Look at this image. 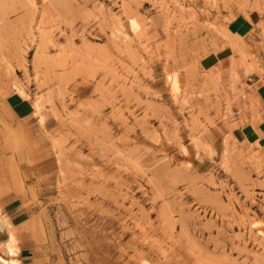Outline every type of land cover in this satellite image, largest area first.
<instances>
[{
    "label": "rangeland",
    "instance_id": "obj_1",
    "mask_svg": "<svg viewBox=\"0 0 264 264\" xmlns=\"http://www.w3.org/2000/svg\"><path fill=\"white\" fill-rule=\"evenodd\" d=\"M252 77L264 0H0V262L264 264Z\"/></svg>",
    "mask_w": 264,
    "mask_h": 264
},
{
    "label": "crops",
    "instance_id": "obj_2",
    "mask_svg": "<svg viewBox=\"0 0 264 264\" xmlns=\"http://www.w3.org/2000/svg\"><path fill=\"white\" fill-rule=\"evenodd\" d=\"M245 85L246 90L250 89V94L253 96V100L255 102L258 114L260 116L261 122L263 123L261 126H258L257 129L260 130L262 133H264V77L262 79L258 77H252L245 79ZM238 119H234V123H238ZM244 128L240 125H237L234 127L233 131H239L240 137H245ZM5 216L7 217L9 224L13 228H18L20 225H22L23 221H20L18 218V215L16 214H10L6 213ZM6 226L4 224H0V244L4 243L8 239V232L6 230ZM17 243L15 247H17V252L13 255L14 260H17L18 264H30L29 259L31 258V252H32V243H30L29 239H24L23 235L18 234L16 236ZM8 241V240H7ZM8 254V253H7ZM8 256L3 257V254L1 253V258L6 261V258L10 261L11 255L8 254ZM1 263V262H0ZM2 264V263H1Z\"/></svg>",
    "mask_w": 264,
    "mask_h": 264
},
{
    "label": "bare ground",
    "instance_id": "obj_3",
    "mask_svg": "<svg viewBox=\"0 0 264 264\" xmlns=\"http://www.w3.org/2000/svg\"><path fill=\"white\" fill-rule=\"evenodd\" d=\"M0 223H1V222H0ZM9 237H10V238H12V234H11V235H9ZM5 246H6V247H8L9 245H8V244H6Z\"/></svg>",
    "mask_w": 264,
    "mask_h": 264
}]
</instances>
